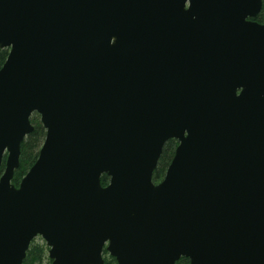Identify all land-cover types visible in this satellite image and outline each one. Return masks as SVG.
<instances>
[{
    "label": "water",
    "instance_id": "1",
    "mask_svg": "<svg viewBox=\"0 0 264 264\" xmlns=\"http://www.w3.org/2000/svg\"><path fill=\"white\" fill-rule=\"evenodd\" d=\"M263 3L0 0V264H264Z\"/></svg>",
    "mask_w": 264,
    "mask_h": 264
},
{
    "label": "trees",
    "instance_id": "2",
    "mask_svg": "<svg viewBox=\"0 0 264 264\" xmlns=\"http://www.w3.org/2000/svg\"><path fill=\"white\" fill-rule=\"evenodd\" d=\"M260 23H264V3L261 12L255 18ZM10 49L4 48L0 50V69L6 62ZM31 121L34 125V130L25 138L21 146V158L20 165L15 170L13 183L19 186L23 177L27 174L31 166L36 162L40 149L44 143L46 137V129L43 126L40 116L35 113L33 114ZM178 141L176 139H170L166 142L163 148L162 155L160 157L158 166L154 171L153 181L159 183L165 177L166 171L174 157ZM6 165V155L3 159V164L1 167V172L5 169ZM110 182V176L103 174L101 177V183L103 186H107ZM48 250L46 243H40L33 240L27 251L26 257L22 264H51V260L48 256ZM104 257L106 264H118L116 259L104 250ZM176 264H190V259L187 257L180 258Z\"/></svg>",
    "mask_w": 264,
    "mask_h": 264
},
{
    "label": "rangeland",
    "instance_id": "3",
    "mask_svg": "<svg viewBox=\"0 0 264 264\" xmlns=\"http://www.w3.org/2000/svg\"><path fill=\"white\" fill-rule=\"evenodd\" d=\"M36 242H40V243H46L45 240L41 237V236H38L36 239H35ZM50 259V258H49ZM51 260V259H50ZM52 261V260H51Z\"/></svg>",
    "mask_w": 264,
    "mask_h": 264
}]
</instances>
